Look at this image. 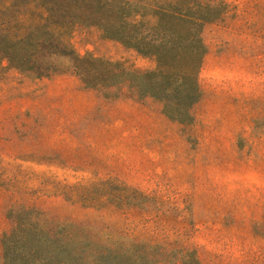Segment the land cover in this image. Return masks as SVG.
<instances>
[{
    "label": "rangeland",
    "instance_id": "374dc122",
    "mask_svg": "<svg viewBox=\"0 0 264 264\" xmlns=\"http://www.w3.org/2000/svg\"><path fill=\"white\" fill-rule=\"evenodd\" d=\"M212 1L190 109L143 92L156 57L97 27L65 35L95 63L45 58L37 76L0 54V264L4 234L39 211L86 226L89 263L134 241L154 264H264V0Z\"/></svg>",
    "mask_w": 264,
    "mask_h": 264
},
{
    "label": "trees",
    "instance_id": "16d2710c",
    "mask_svg": "<svg viewBox=\"0 0 264 264\" xmlns=\"http://www.w3.org/2000/svg\"><path fill=\"white\" fill-rule=\"evenodd\" d=\"M6 0L0 15L11 12L7 21L0 18V54L20 70L46 76L55 71L45 58L71 56L79 66L95 63L80 56L65 35L72 27H97L107 38L120 41L143 55L155 56L158 67L139 73L146 94L175 99L182 109L199 100V72L208 47L202 33L206 24L220 16L212 0ZM36 19L35 22H32ZM21 28V30H18ZM96 61V60H95ZM166 113L179 121L168 110ZM38 220L16 223L4 234L5 264H154L152 258L137 252L151 249L147 243L131 242L104 247L89 263L90 244L86 226H51L45 212ZM54 227V228H53ZM102 247V245H100ZM183 264H201L198 256L187 252Z\"/></svg>",
    "mask_w": 264,
    "mask_h": 264
}]
</instances>
